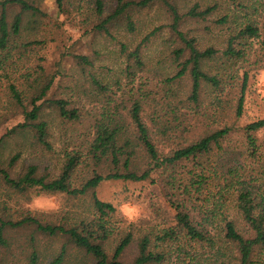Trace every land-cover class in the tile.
<instances>
[{"label":"rangeland","instance_id":"1","mask_svg":"<svg viewBox=\"0 0 264 264\" xmlns=\"http://www.w3.org/2000/svg\"><path fill=\"white\" fill-rule=\"evenodd\" d=\"M25 1L38 12L21 14L19 34L11 38L9 49L0 53V166L6 170L9 160L20 154L9 169L11 177L22 175L32 165L37 168V175L53 179L60 174L66 159L77 155L79 164L71 178L72 187L77 188L94 171L106 174L105 168H95L87 155L95 136L94 123L102 118V113L115 109L127 129L133 131L129 110L139 102L141 120L162 156L213 131L229 130L221 142V151L214 149L208 166L213 173L226 174V170L241 165L247 170L241 184L229 189L224 209L242 230L243 223L232 209L237 191L246 188L254 195L264 196L263 162L247 156L243 131L247 124L264 119V0H165L181 16L178 32L192 39L198 50L215 51V57L204 62L203 70L216 76L219 86L214 88L203 83L196 103L190 99L188 75L167 82L179 70L177 63L186 60L188 53L174 62L173 50L183 48V43L171 30L173 18L162 2L130 9L108 26V33L104 34L94 26L112 13L116 0H63L61 4L57 0ZM97 2L101 3V14L97 11ZM193 8L197 13L211 11L203 18L188 15ZM17 13V7L8 8L7 21L10 23ZM222 19L224 23H219ZM246 26L256 28L257 37L240 39L235 49L241 52V57L229 59L224 55L228 40ZM146 37L148 41L141 51L143 69L138 72L130 67L128 71L133 60L128 63L127 53ZM76 56L86 58L88 64L75 60ZM245 75L242 111L237 116ZM52 76L54 81L44 101L66 102V109L77 118H61L55 107L42 106L41 120L48 125L47 149L20 130L10 134L23 122L22 110L12 99L10 87H15L24 98L30 97L37 80L41 85ZM92 79L106 87V92L100 93ZM256 135L259 143L264 141V131ZM136 152L133 168L139 174L149 171L150 179L105 181L95 190L100 201L116 210L109 219L113 234L102 243L108 258L113 256L115 246L130 224L159 236L174 227L173 211L167 202L169 193L163 186L171 170L154 168L141 150ZM224 178L211 184L205 192L209 198L206 209L220 199L217 193L226 183ZM90 203L89 194L77 199L35 190L20 194L4 185L0 178V218L12 222L31 216L42 225L68 226L93 214ZM189 210L193 220L200 223V212L195 207ZM207 227L212 244L187 243L182 238L177 242L167 241L161 244L164 255L161 264H235V254L221 234V223L215 221ZM6 236L9 247L3 254L2 264H49L62 250V264H92L64 236L40 235L35 227L27 225L8 229ZM138 236L135 233V240L121 257L124 263H130L135 257ZM32 253L37 257L35 263H31ZM255 260L264 264V253Z\"/></svg>","mask_w":264,"mask_h":264},{"label":"trees","instance_id":"2","mask_svg":"<svg viewBox=\"0 0 264 264\" xmlns=\"http://www.w3.org/2000/svg\"><path fill=\"white\" fill-rule=\"evenodd\" d=\"M63 0H57L61 4ZM162 2L166 5L165 0H140L126 1L116 0L114 10L100 24L94 26L97 32L108 33V26L117 22L132 8H147L155 2ZM172 15L171 30L177 34L179 40L183 43V48L173 50L174 62L177 63L184 55L188 53L186 60L177 63L178 69L173 77L167 79V82H175L183 79L186 75L191 80L190 99L194 103L198 100V95L203 83L214 88L219 86L216 76H211L203 70V64L211 61L215 57L213 49L200 51L196 48L192 39H186L178 32V23L181 16L173 6L166 5ZM17 7L19 13L14 15L12 21H7L8 8ZM101 3L97 2V11L102 12ZM193 8L188 15L195 17H205L211 11L207 9L197 13ZM37 13L38 10L25 0H0V53L9 49L10 40L17 36L20 31L23 13ZM219 23H224L222 19ZM130 26L128 25V28ZM257 37V29L252 26H246L238 32L237 35L230 38L227 42V48L224 55L229 59L241 57V52L235 47L242 38ZM148 41V37L143 39L136 47L126 55V59L131 62L132 66L138 72L143 69L144 63L141 56L143 45ZM125 53L126 49H122ZM75 60L84 64L88 61L84 57L76 56ZM246 75L240 90V97L237 102L236 114L239 116L242 111L243 93L246 83ZM35 91L32 96L24 98L22 94L10 87V93L15 104L21 108L23 122L11 130L15 133L23 132L40 146L49 149L47 142L48 125L41 120L40 112L44 104L55 107L61 118L73 120L77 116L66 109V102L62 100H45L46 93L51 88L54 77H50L45 82L37 80ZM94 85L101 92H106L107 88L103 87L97 80L92 79ZM141 104L135 102L129 110V119L133 131H129L124 125L121 115L115 112L102 113L101 119L94 123V138L90 144L88 157L95 168H105L106 174L102 175L93 172L91 177L84 181L79 187L73 188L71 178L79 164V157L71 155L66 159L60 174L49 179L47 176L37 175L35 166H28L25 173L13 178L9 169L14 166L20 157L15 154L8 163L7 169L0 168V178L4 185L17 193H25L30 190L38 191L43 194H64L72 198H81L90 195L91 209L93 214L81 218L68 226L65 225H42L38 220L31 216L12 222L0 218V264H2L3 254L9 247V240L6 236L8 229H17L23 226H33L35 231L44 236H64L67 243L72 244L81 250L86 257L92 260V264H161L164 261L163 252L160 250L161 244L165 242L182 241L200 245L212 244L213 239L207 226H212L215 221H219L222 226L221 234L226 242L231 246L234 252L235 264H259L260 255L264 253V196L253 194L249 189L241 188L238 190L232 200V209L243 223V229L240 230L235 221L224 211L225 205L229 200V189L233 186L240 185L246 169L233 167V169L223 172L213 173L208 166L209 157L213 154L214 149L221 151V142L229 134L228 129L216 130L200 138L196 142L187 146L176 149L168 156L160 155L148 133L147 128L141 120ZM244 138L246 143L247 156L253 161L263 162L264 170V141L259 143L257 133L264 131V119L257 120L247 124L244 129ZM9 135V134H7ZM141 150L147 160L153 164L154 168L162 170H171L163 186L168 191L167 202L173 211L174 227L167 231L161 232V236L154 235L153 232L137 229L133 224L129 225L127 231L123 233L118 244L115 246L113 256L108 258L102 243L107 241L113 234L109 219H111L116 210L108 203L100 201L95 194L97 187L105 181H131L140 182L150 179L149 171L139 174L133 168V157L136 151ZM261 164V163H260ZM189 166H193L189 168ZM179 170H178V169ZM108 169V171H107ZM176 169V170H175ZM219 173V175H217ZM264 174V172H263ZM226 176L225 185L217 193L220 199L211 208H207L209 198L205 192L209 186L221 177ZM228 190V192H226ZM196 208L200 212V223L195 222L191 216L189 208ZM207 226H206V225ZM135 233L139 234L136 240V254L130 263H124L121 257L132 244ZM33 242V238L31 239ZM64 250L59 252L49 264H62L64 261ZM36 254L32 253L31 263L36 262ZM224 264V263H220Z\"/></svg>","mask_w":264,"mask_h":264}]
</instances>
